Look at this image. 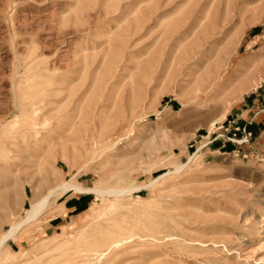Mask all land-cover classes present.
<instances>
[{
  "label": "rangeland",
  "instance_id": "rangeland-1",
  "mask_svg": "<svg viewBox=\"0 0 264 264\" xmlns=\"http://www.w3.org/2000/svg\"><path fill=\"white\" fill-rule=\"evenodd\" d=\"M64 182L133 190L49 197L0 264H264V0H0V235Z\"/></svg>",
  "mask_w": 264,
  "mask_h": 264
},
{
  "label": "bare ground",
  "instance_id": "bare-ground-1",
  "mask_svg": "<svg viewBox=\"0 0 264 264\" xmlns=\"http://www.w3.org/2000/svg\"><path fill=\"white\" fill-rule=\"evenodd\" d=\"M260 60L261 59L259 57H252L250 59L245 60V62L240 63V65L237 67L239 70L236 71V73H234V75L232 77L228 76L222 82L227 86V89L223 93V96H225V97L233 96L234 97V96H239L245 92L254 90L256 88L258 82L260 81V79L257 77V75H258V72H257L258 71V64H259ZM219 76H220V74L217 73L215 75V78L205 87H208V89L210 88L212 91H214L218 87V85L220 84L219 81H220L221 77H219ZM195 86L199 89V87L196 84H195ZM21 109H23V108H21ZM34 136H36V135H34ZM188 159H189V161H191L193 159V157H189ZM181 167H182V165H179L175 169L179 170ZM68 190H73V192L77 193V194H86L88 192H93V193L98 194L99 196L106 195V196L118 197V196H122L124 194H128L129 192H131V190H133V188L131 186H126V187H122V188H104V189H100V188L88 189V188H86V189H84L82 186L75 184L73 182H68V183L64 182L60 185H57L52 190H50V192L43 199L34 201V203L26 211L24 217L19 222H15L14 224H12L8 228L7 231L3 232L0 235V256H1V253L3 251V250H1V248L5 247L7 241L14 240L16 238V234L24 226L30 225L39 219L40 215L43 214V211L46 209L49 197H51L53 195L54 196L62 195L64 193L68 192ZM129 241H127V242H129ZM119 244H120V242H118V241L112 243L113 247L114 246L116 247ZM94 254H96L98 256L100 253L98 254V252H96Z\"/></svg>",
  "mask_w": 264,
  "mask_h": 264
}]
</instances>
